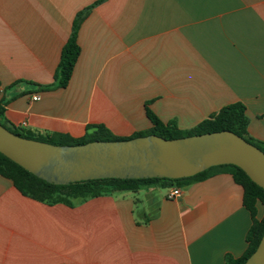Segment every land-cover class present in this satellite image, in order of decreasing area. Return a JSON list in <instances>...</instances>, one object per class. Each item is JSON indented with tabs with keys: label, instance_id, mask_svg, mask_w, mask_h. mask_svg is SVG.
I'll return each mask as SVG.
<instances>
[{
	"label": "crops",
	"instance_id": "0c3cea01",
	"mask_svg": "<svg viewBox=\"0 0 264 264\" xmlns=\"http://www.w3.org/2000/svg\"><path fill=\"white\" fill-rule=\"evenodd\" d=\"M99 1L0 0L7 122L73 138L104 125L130 137L152 128L147 105L163 123L191 130L242 103L249 135L264 142V0ZM87 9L69 85L44 90ZM181 189L175 199L152 185L50 206L0 175V264H227L243 256L252 216L233 176Z\"/></svg>",
	"mask_w": 264,
	"mask_h": 264
},
{
	"label": "water",
	"instance_id": "95a60500",
	"mask_svg": "<svg viewBox=\"0 0 264 264\" xmlns=\"http://www.w3.org/2000/svg\"><path fill=\"white\" fill-rule=\"evenodd\" d=\"M0 153L58 186L102 179L178 180L212 167L235 165L264 189V152L231 131L60 146L23 138L0 124ZM245 264H264V235Z\"/></svg>",
	"mask_w": 264,
	"mask_h": 264
},
{
	"label": "trees",
	"instance_id": "16d2710c",
	"mask_svg": "<svg viewBox=\"0 0 264 264\" xmlns=\"http://www.w3.org/2000/svg\"><path fill=\"white\" fill-rule=\"evenodd\" d=\"M103 1L104 0H100L97 3H101ZM89 11L90 9H87L77 14L73 22L71 36L62 51L61 60L55 74V84L51 86H44V90L66 88L69 85L75 66L81 54V48L78 43V32L82 22L89 14ZM7 104L8 102L5 100L0 101L1 125L6 127L12 133L23 138L54 145L70 146L81 145L93 141L129 140L148 135H157L165 139H179L206 133L231 131L264 152V142L253 139L248 133L246 107L242 103L225 106L220 110V112L211 118L204 120L191 130H181L175 122L163 123L158 116L148 108L147 105V116L153 125L150 130L135 133L130 137H119L113 134L104 125H90L87 127V132L82 138H73L70 135L60 133L42 135L22 128H17L5 119L4 114ZM218 173H228L232 175L235 182L242 186L244 190V206L252 216V226L247 234L248 247L246 252L240 258H234L232 256H227L226 258L227 264H245L247 259L256 251L264 235V216L262 219L258 218V205L260 204L264 207V189L254 183L241 168L235 165L212 167L193 177L178 180L159 178L138 180L102 179L58 186L38 178L0 153V175L11 180L16 189L23 196L50 206L62 204L69 207H75L88 201L89 199L117 192H138L152 185H160L165 189L175 187L184 188L191 183L203 181Z\"/></svg>",
	"mask_w": 264,
	"mask_h": 264
},
{
	"label": "built area",
	"instance_id": "2783aa9c",
	"mask_svg": "<svg viewBox=\"0 0 264 264\" xmlns=\"http://www.w3.org/2000/svg\"><path fill=\"white\" fill-rule=\"evenodd\" d=\"M33 99L38 100V97H34ZM181 195H182V189L175 187L169 190L168 198L175 199L180 197Z\"/></svg>",
	"mask_w": 264,
	"mask_h": 264
}]
</instances>
